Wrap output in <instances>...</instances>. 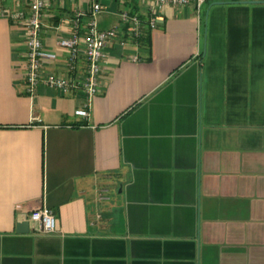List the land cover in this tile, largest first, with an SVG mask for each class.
Masks as SVG:
<instances>
[{
    "label": "crops",
    "instance_id": "1",
    "mask_svg": "<svg viewBox=\"0 0 264 264\" xmlns=\"http://www.w3.org/2000/svg\"><path fill=\"white\" fill-rule=\"evenodd\" d=\"M100 1L101 28L146 15ZM91 4L54 0L46 45L61 52ZM20 8L0 0V264H264V0L168 5L150 54L107 49L87 118L80 96L27 93L24 28L6 15ZM43 205L56 230L18 232Z\"/></svg>",
    "mask_w": 264,
    "mask_h": 264
},
{
    "label": "built area",
    "instance_id": "2",
    "mask_svg": "<svg viewBox=\"0 0 264 264\" xmlns=\"http://www.w3.org/2000/svg\"><path fill=\"white\" fill-rule=\"evenodd\" d=\"M21 1L27 10L20 8L8 11L6 15L24 28V76L27 93L34 95L38 86L45 84L63 94L80 96L82 104L77 114L87 118L90 98L101 90L107 49L113 43L139 44L143 33L147 29H155L162 21L168 5L186 6L193 0H143L145 17L140 12L125 7L120 12V23L109 28H101L99 24V14L104 9L102 2L91 0L89 12L75 11L70 19L68 33L58 36L56 44L61 52L47 46L42 38V18L54 0ZM196 1L198 7L204 2ZM56 64L62 65L63 70L55 69ZM97 199L99 202L111 200L109 185L98 187ZM96 217L100 218L101 213L97 212ZM27 219L31 226L33 223L37 225L39 232L51 233L57 227V214L46 205L34 209Z\"/></svg>",
    "mask_w": 264,
    "mask_h": 264
},
{
    "label": "trees",
    "instance_id": "3",
    "mask_svg": "<svg viewBox=\"0 0 264 264\" xmlns=\"http://www.w3.org/2000/svg\"><path fill=\"white\" fill-rule=\"evenodd\" d=\"M139 44L149 52L151 53V29H147L141 38L139 39Z\"/></svg>",
    "mask_w": 264,
    "mask_h": 264
},
{
    "label": "water",
    "instance_id": "4",
    "mask_svg": "<svg viewBox=\"0 0 264 264\" xmlns=\"http://www.w3.org/2000/svg\"><path fill=\"white\" fill-rule=\"evenodd\" d=\"M17 231L21 233H29L31 231V223L28 219L17 224Z\"/></svg>",
    "mask_w": 264,
    "mask_h": 264
}]
</instances>
